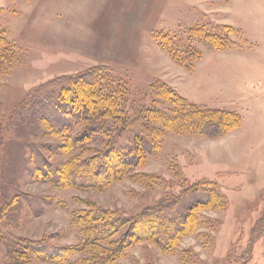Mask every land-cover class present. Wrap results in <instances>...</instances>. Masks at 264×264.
Returning <instances> with one entry per match:
<instances>
[{
	"label": "rangeland",
	"instance_id": "1",
	"mask_svg": "<svg viewBox=\"0 0 264 264\" xmlns=\"http://www.w3.org/2000/svg\"><path fill=\"white\" fill-rule=\"evenodd\" d=\"M0 4V31L6 28L17 48L16 61L0 78V232L75 245L83 239L73 222L79 211L100 207L131 216L195 181L209 179L226 194L227 206L203 210L200 227L181 239L176 253L141 241L104 264H186L181 254L185 250L195 253V264H231L236 254H242L253 225L264 215V0H0ZM201 29L224 33L234 44L204 50L195 39ZM165 34L166 45L176 55L185 57L175 45L180 40L202 51V57L192 62L187 55L189 66L179 65L157 41ZM95 64L114 67L135 89L162 79L193 102L238 111L242 122L217 138L169 133L139 169L158 176L160 184L124 178L102 189L56 186L38 175L23 144L28 138L58 163L74 154L89 156L103 144L93 141L83 151L68 152L60 136L43 124L37 135L28 137L9 126L10 118L42 83ZM15 192V203L4 217L2 205ZM6 249L0 243L3 260ZM29 264L60 263L33 258ZM245 264H264V236L253 244Z\"/></svg>",
	"mask_w": 264,
	"mask_h": 264
},
{
	"label": "trees",
	"instance_id": "2",
	"mask_svg": "<svg viewBox=\"0 0 264 264\" xmlns=\"http://www.w3.org/2000/svg\"><path fill=\"white\" fill-rule=\"evenodd\" d=\"M3 30L0 31V78L17 59V48L7 29ZM195 36L204 50H222L234 44L224 33L215 31L201 29ZM167 37L157 36V41L179 65L189 66L185 61L187 55L192 62L202 57V51L192 50L179 40L175 45L184 52L183 59L166 45ZM121 74L109 64H95L54 77L28 93L10 118L12 129L29 137L37 135L41 130L39 125L43 124L60 136L68 152L83 151L93 141L103 144L89 156L82 158L74 154L58 163L45 157L39 145L28 138L23 144L31 153L38 175L56 186L83 188L102 189L124 178L160 184L158 176L139 169L160 150L169 133L217 138L242 122L238 111L193 102L162 79H155L147 88L135 89ZM77 126L79 129L75 130ZM2 136L0 132V141ZM17 194L13 193L2 205L4 217ZM226 206V194L217 182L200 179L135 215L126 216L100 207L75 213L73 222L79 225L83 237L75 245L0 232V243L7 248L5 259L0 256V264H29L33 258L60 264H104L141 241L154 242L165 253H176L181 239L200 227L203 210L221 211ZM262 236L264 215L253 225L243 253L236 254L231 264H245L253 244ZM181 254L186 264H195L193 251L185 250Z\"/></svg>",
	"mask_w": 264,
	"mask_h": 264
},
{
	"label": "crops",
	"instance_id": "3",
	"mask_svg": "<svg viewBox=\"0 0 264 264\" xmlns=\"http://www.w3.org/2000/svg\"><path fill=\"white\" fill-rule=\"evenodd\" d=\"M1 5V4H0ZM234 26V25H233ZM247 38V37H246Z\"/></svg>",
	"mask_w": 264,
	"mask_h": 264
}]
</instances>
